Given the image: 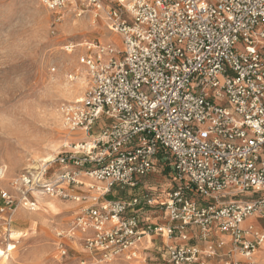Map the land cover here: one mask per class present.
<instances>
[{
	"label": "built area",
	"instance_id": "2783aa9c",
	"mask_svg": "<svg viewBox=\"0 0 264 264\" xmlns=\"http://www.w3.org/2000/svg\"><path fill=\"white\" fill-rule=\"evenodd\" d=\"M40 1L54 22L78 2L119 40L85 43L88 87L59 108L66 129L92 135L53 159L54 178L42 166L11 180L15 194L0 188V229L40 190L78 208L51 264L134 259L148 236L168 264H259L264 229L248 220L264 219V0ZM166 170L162 196L109 197Z\"/></svg>",
	"mask_w": 264,
	"mask_h": 264
},
{
	"label": "rangeland",
	"instance_id": "374dc122",
	"mask_svg": "<svg viewBox=\"0 0 264 264\" xmlns=\"http://www.w3.org/2000/svg\"><path fill=\"white\" fill-rule=\"evenodd\" d=\"M103 2L113 4V0ZM59 15L60 20L54 22L55 14L40 0H0V167L5 169L0 188L13 194L9 184L14 177L44 166L46 178H54L62 168L53 159L74 142L92 135V131L85 135L66 129L59 108L65 101L82 97L88 87L87 68L79 62L85 43L119 40L104 19H94L78 2ZM48 156L51 160L43 161ZM172 185L166 170L142 180L138 189L116 188L109 197L128 199L146 192L162 196ZM36 193L32 194L37 204ZM39 194L41 199L53 202V208L44 204L29 210L18 203L11 231L0 229V253L6 244L15 245L6 257L0 255V264H51L58 243L68 242L57 232L65 235L71 227L76 203ZM139 211L140 216L146 214L150 220L159 221L155 208L142 206ZM70 245L72 257L84 255L79 245ZM163 252V241L148 236L136 258L100 264H168Z\"/></svg>",
	"mask_w": 264,
	"mask_h": 264
},
{
	"label": "bare ground",
	"instance_id": "6f19581e",
	"mask_svg": "<svg viewBox=\"0 0 264 264\" xmlns=\"http://www.w3.org/2000/svg\"><path fill=\"white\" fill-rule=\"evenodd\" d=\"M115 36H116V35H115ZM116 37H117V36H116ZM111 39H112V38H111ZM68 50L71 51L70 48H68ZM51 157H52V156H48L47 158H44L43 161H45V162L50 161V160H51ZM4 177H5V176H4ZM4 177H3V178H4ZM3 178H2V179H3ZM34 191H37V192H39V193H43V192L40 191V190H34ZM32 193H33V192H32ZM39 193H36V194L38 195V200H37V204H36V202H35V205H34V209H33V210H36L37 208H42L44 204H45V205H48V206L51 207V208H53L54 203L51 202V201H47V200H43V199H41V196H40ZM11 238H12V235H11ZM8 247L11 248V247H12V244L9 243V244H8ZM0 255H3V256L6 257V256H7V255H6V251H5V250H1ZM2 260L4 261V259H2Z\"/></svg>",
	"mask_w": 264,
	"mask_h": 264
},
{
	"label": "crops",
	"instance_id": "0c3cea01",
	"mask_svg": "<svg viewBox=\"0 0 264 264\" xmlns=\"http://www.w3.org/2000/svg\"><path fill=\"white\" fill-rule=\"evenodd\" d=\"M80 189H83V187H81ZM73 190L76 191L75 189H73ZM248 221H250V222L256 224L258 227L264 229V219H261V218H252V219H250ZM257 258H258L259 264H264V244L261 247V249H260V251L258 253Z\"/></svg>",
	"mask_w": 264,
	"mask_h": 264
}]
</instances>
